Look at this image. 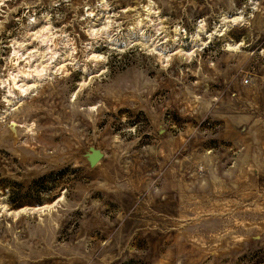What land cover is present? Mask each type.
<instances>
[{"label": "rangeland", "instance_id": "374dc122", "mask_svg": "<svg viewBox=\"0 0 264 264\" xmlns=\"http://www.w3.org/2000/svg\"><path fill=\"white\" fill-rule=\"evenodd\" d=\"M0 264H264V0H0Z\"/></svg>", "mask_w": 264, "mask_h": 264}, {"label": "water", "instance_id": "95a60500", "mask_svg": "<svg viewBox=\"0 0 264 264\" xmlns=\"http://www.w3.org/2000/svg\"><path fill=\"white\" fill-rule=\"evenodd\" d=\"M103 156V153L92 146L89 147V152L87 153V158L90 166H94Z\"/></svg>", "mask_w": 264, "mask_h": 264}, {"label": "bare ground", "instance_id": "6f19581e", "mask_svg": "<svg viewBox=\"0 0 264 264\" xmlns=\"http://www.w3.org/2000/svg\"><path fill=\"white\" fill-rule=\"evenodd\" d=\"M28 87V86H27Z\"/></svg>", "mask_w": 264, "mask_h": 264}]
</instances>
